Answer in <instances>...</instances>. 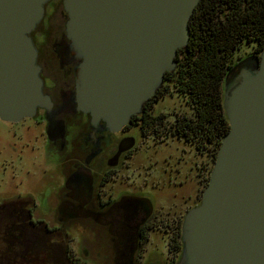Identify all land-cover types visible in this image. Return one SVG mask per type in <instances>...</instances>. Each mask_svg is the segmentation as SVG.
Segmentation results:
<instances>
[{"label":"water","instance_id":"obj_1","mask_svg":"<svg viewBox=\"0 0 264 264\" xmlns=\"http://www.w3.org/2000/svg\"><path fill=\"white\" fill-rule=\"evenodd\" d=\"M52 0H0V118L19 123L50 109L31 34ZM201 0H65L81 59L79 110L121 131L177 68ZM230 130L199 206L185 218L179 264H264V50L224 86Z\"/></svg>","mask_w":264,"mask_h":264},{"label":"flooded vegetation","instance_id":"obj_2","mask_svg":"<svg viewBox=\"0 0 264 264\" xmlns=\"http://www.w3.org/2000/svg\"><path fill=\"white\" fill-rule=\"evenodd\" d=\"M68 20L65 0H52L31 34L52 107L19 123L0 118V264H78V232L84 255L99 264H179L185 218L203 200L217 143L198 148L206 154L214 147V153L195 192L182 185L158 209L140 198L134 131L156 139L157 129L146 125L144 111L113 132L79 110L82 61Z\"/></svg>","mask_w":264,"mask_h":264},{"label":"trees","instance_id":"obj_3","mask_svg":"<svg viewBox=\"0 0 264 264\" xmlns=\"http://www.w3.org/2000/svg\"><path fill=\"white\" fill-rule=\"evenodd\" d=\"M190 30V42L179 51L177 68L165 75V81L189 98L194 117L181 116L170 127L164 125V114L152 117L155 102L170 90L162 86L145 104L144 120L146 125L170 131L198 148H205L204 142L209 141L216 142L215 149H219L230 130L224 86L236 66L235 54L245 42L256 44L249 56L259 57L264 50V0H201L191 18Z\"/></svg>","mask_w":264,"mask_h":264},{"label":"rangeland","instance_id":"obj_4","mask_svg":"<svg viewBox=\"0 0 264 264\" xmlns=\"http://www.w3.org/2000/svg\"><path fill=\"white\" fill-rule=\"evenodd\" d=\"M256 44L244 43L240 52L235 54L234 63L248 57ZM169 93L155 102L151 116H166L165 126L175 124L181 116L194 117V108L187 96L179 94L172 83ZM137 140L136 163L139 168L138 196L152 200L156 209L169 194L175 193L182 185L195 192L198 188V176L207 163L209 155L214 153V147L202 154L197 145L172 136L166 130H157L158 138L153 136L143 138L138 128L134 131ZM208 155V156H207ZM82 234L76 233L74 243L75 256L78 264H99L96 259L87 258L83 253ZM89 238V237H88ZM80 239V240H79ZM86 245V244H85Z\"/></svg>","mask_w":264,"mask_h":264}]
</instances>
